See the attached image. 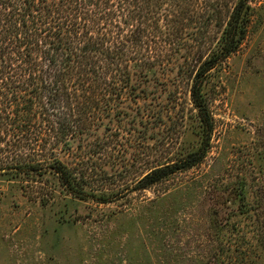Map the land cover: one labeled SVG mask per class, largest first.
I'll return each instance as SVG.
<instances>
[{
    "label": "rangeland",
    "instance_id": "1",
    "mask_svg": "<svg viewBox=\"0 0 264 264\" xmlns=\"http://www.w3.org/2000/svg\"><path fill=\"white\" fill-rule=\"evenodd\" d=\"M235 1L193 0L178 51L147 53L158 60L147 81L54 146L97 198L69 192L50 169L0 171V264H264V0L248 1L238 48L202 85L203 158L137 186L198 147L194 71Z\"/></svg>",
    "mask_w": 264,
    "mask_h": 264
},
{
    "label": "trees",
    "instance_id": "2",
    "mask_svg": "<svg viewBox=\"0 0 264 264\" xmlns=\"http://www.w3.org/2000/svg\"><path fill=\"white\" fill-rule=\"evenodd\" d=\"M192 1L0 0V171L50 169L69 192L96 197L83 189L84 173L56 157L54 146L108 116L125 88L147 81V69L158 62L147 53L178 51ZM248 1L230 7L215 49L209 47L194 71L190 99L201 125L198 147L152 168L138 187L205 155L211 119L202 85L210 69L238 48Z\"/></svg>",
    "mask_w": 264,
    "mask_h": 264
}]
</instances>
